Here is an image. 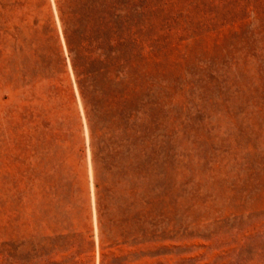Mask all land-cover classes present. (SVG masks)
I'll return each mask as SVG.
<instances>
[{"label":"rangeland","instance_id":"rangeland-1","mask_svg":"<svg viewBox=\"0 0 264 264\" xmlns=\"http://www.w3.org/2000/svg\"><path fill=\"white\" fill-rule=\"evenodd\" d=\"M0 264H264V0H0Z\"/></svg>","mask_w":264,"mask_h":264}]
</instances>
